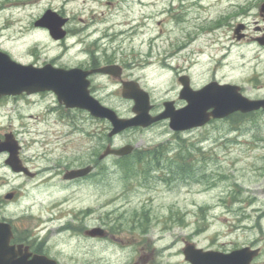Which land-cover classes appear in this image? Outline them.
<instances>
[{"label":"rangeland","instance_id":"374dc122","mask_svg":"<svg viewBox=\"0 0 264 264\" xmlns=\"http://www.w3.org/2000/svg\"><path fill=\"white\" fill-rule=\"evenodd\" d=\"M263 2L0 0V50L33 65L75 66L94 54L124 59L130 67L126 75L139 79L155 103L175 97L176 82L168 69L187 59L197 61L196 86L213 78L237 84L244 96L256 99L264 96V49L252 38L260 36L257 26L264 31L259 11ZM47 5L69 18L61 40H53L33 24ZM217 21L224 23L212 28ZM239 23L247 26L246 39L234 37ZM95 86L102 104L119 116L131 114L132 104L121 98L113 82L99 76ZM21 104L24 101H19L18 112L12 103L1 106L0 118L21 113L32 127L35 121L26 114H36V106ZM55 118L48 120L49 146L57 155L58 148L71 140V164L78 156L89 161L94 148L99 152L109 143L137 148L161 143L168 155L184 158L190 164L187 169L200 173L191 183L166 182L163 176L161 181H148L141 172L125 175L117 157L109 156L97 164L93 178L39 193L37 199L44 201L69 197L49 237L62 264H190L182 253L186 242L223 252L258 247L252 264H264V113L211 120L183 133L160 123L148 130H126L111 141L110 124L104 119L82 115L76 124L61 126ZM68 130L71 133L63 136ZM100 212L104 222L118 225L122 231L118 241L127 240V247L99 245L69 231L58 233V226L69 223L78 225L82 234L84 227L96 224ZM74 213L80 221H72Z\"/></svg>","mask_w":264,"mask_h":264},{"label":"flooded vegetation","instance_id":"af4514ba","mask_svg":"<svg viewBox=\"0 0 264 264\" xmlns=\"http://www.w3.org/2000/svg\"><path fill=\"white\" fill-rule=\"evenodd\" d=\"M50 8L54 9V7L47 5L44 11ZM262 15L264 16V14ZM217 22L219 23L214 22L212 24V28H218L224 23V21ZM255 29L260 36L257 35L252 39L264 49V31L260 26H257ZM245 30H247L246 25L237 34L233 29L234 37L237 40L242 38L246 39L247 34ZM238 34H242V36L238 38ZM225 56L222 54L221 58L223 59ZM43 64L37 66H42ZM113 64L120 66V70L117 69L120 71L119 76L101 73H92L88 76L89 91L92 96L96 97L98 93V88L95 86V79L97 77L100 76L110 80L116 85V89L118 90L123 80L134 79L131 75H126L130 67L126 66L124 59L117 60L110 56L99 58L95 54L89 56L84 63L75 65L84 70H94L101 66ZM64 67L68 68L72 66ZM196 70L197 61L191 62L187 59H184L182 63L179 59V63L176 64L175 68L170 66L168 71L175 78L176 82L175 97L163 98L158 103H155L153 98L150 97V114L156 115L162 112L166 102H172L171 104L175 109L186 106L187 100L182 96L184 88L186 86L192 90L199 88L196 86L193 78V73ZM135 80L139 81V79ZM211 81H214V79L212 78L208 82ZM19 101H24V104H21L24 106H36L37 113L26 114L30 120L35 121L32 127L25 121L26 118L21 113L16 117L0 118V229L6 233L10 232L9 244L13 250L29 252V259L33 255H44L55 260L58 264H62L58 254L53 251L55 247L49 244V237L54 234L56 229V227L52 226V223L55 219L63 216V208H65L63 205L69 203V197H63L62 199L53 201H44L37 199V195L56 185H79L93 178L98 173L96 165L102 160L98 159L99 153L97 152L99 149L94 148L89 161L83 162L82 156H78L74 158L76 161L75 164H71V140L64 142L58 148L59 152L56 155L55 147H50V142L47 140V125L50 122L48 120L49 118L52 119L53 115H56L54 121L60 123L61 126H68L71 122L75 123V121L80 120L82 115L91 119L99 118H94L84 109L65 106L58 101L57 95L52 90L0 95V107L6 103H12L14 112H18L19 110ZM127 101L133 104L132 100ZM258 112L264 113V110H259ZM37 120L38 122H36ZM160 123L169 127V119H162L146 128L137 127L132 129L138 131L148 130ZM70 133L68 130L66 134L62 133V135H68ZM134 149H136L135 146ZM88 164L94 167L88 174L73 178L67 177L70 171L82 168ZM102 216L103 213L100 212L99 216L95 219L97 221L96 224L91 227L97 229L94 236L87 235V228L85 227L81 230V234L78 231L80 229L78 225L73 224V226L69 223L58 226L57 228H60L58 233L69 231L72 236L81 235L83 240L85 238L92 239L98 242L99 245L102 243L108 246L127 247V240L123 241L124 245L118 241V238L122 234L118 225H115L114 221L113 223H109L108 221L104 222ZM72 221H80V215L74 213ZM116 232L117 234H115Z\"/></svg>","mask_w":264,"mask_h":264},{"label":"water","instance_id":"95a60500","mask_svg":"<svg viewBox=\"0 0 264 264\" xmlns=\"http://www.w3.org/2000/svg\"><path fill=\"white\" fill-rule=\"evenodd\" d=\"M264 11V5L260 8ZM67 17L57 12L47 10L38 20L35 26L46 27L54 39L63 38L66 31L62 26ZM241 26L237 27V31ZM114 67L104 66L96 69L98 72H107L118 75L112 71ZM91 71L82 70L79 67L69 69L55 67L49 63L36 67L32 64H22L14 61L7 53L0 51V95L28 93L38 90H53L60 102L68 107L86 109L92 116L109 121L111 130L108 135L113 136L130 127H147L155 121L168 118L169 127L172 130H188L207 123L211 118H223L235 111L243 113L264 108V99H249L239 92V86L215 81L208 83L198 90H192L186 86L182 94L187 100V105L175 109L172 102H166L164 110L158 115L149 113L151 107L149 94L134 80L123 81L121 94L125 98L134 101L131 117H120L117 113L102 105L97 99L89 95L86 76ZM130 144L114 148L106 146L99 158L109 154L126 155L132 151ZM91 170V166L78 168L67 174L68 178L83 176ZM95 228L89 233L95 235ZM10 232L0 229V264H57L55 260L43 255H33L28 258L29 252L13 250L9 245ZM184 257L191 264H251L252 258L257 255L258 249L242 247L230 252L218 250H204L187 244L183 248Z\"/></svg>","mask_w":264,"mask_h":264},{"label":"trees","instance_id":"16d2710c","mask_svg":"<svg viewBox=\"0 0 264 264\" xmlns=\"http://www.w3.org/2000/svg\"><path fill=\"white\" fill-rule=\"evenodd\" d=\"M179 159L178 155H168L167 148H165L163 144H158L145 151H137V153L132 157L119 160L118 164L120 167H122L125 175L136 172L138 174L141 172L144 178L151 177L152 169L149 167H152V165H164L165 170L162 171L163 169H160L162 173L159 175L163 176L166 181H174L177 177V174L179 177H185L186 175H190L191 171V169H179V161H182V163L185 162L187 167L190 166L189 162L185 161L184 158L180 160Z\"/></svg>","mask_w":264,"mask_h":264}]
</instances>
